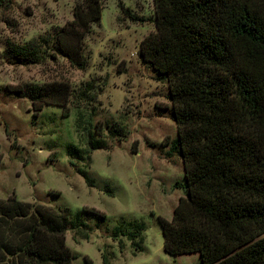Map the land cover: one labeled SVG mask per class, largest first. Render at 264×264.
I'll use <instances>...</instances> for the list:
<instances>
[{
  "label": "rangeland",
  "instance_id": "374dc122",
  "mask_svg": "<svg viewBox=\"0 0 264 264\" xmlns=\"http://www.w3.org/2000/svg\"><path fill=\"white\" fill-rule=\"evenodd\" d=\"M83 1L0 0V199L69 208L72 224L78 212L83 226L65 232L78 255L72 264H103L102 256L109 264H200L196 253L165 254L158 223L171 220L186 190L182 158L170 153L177 125L168 83L140 55L156 32L153 0H99L101 18L77 69L54 38ZM24 45L37 61L15 63L9 48ZM62 84L64 108L38 113L16 92L49 86L59 97ZM91 209L105 218L82 212Z\"/></svg>",
  "mask_w": 264,
  "mask_h": 264
},
{
  "label": "trees",
  "instance_id": "16d2710c",
  "mask_svg": "<svg viewBox=\"0 0 264 264\" xmlns=\"http://www.w3.org/2000/svg\"><path fill=\"white\" fill-rule=\"evenodd\" d=\"M153 3L156 32L143 39L140 55L168 83L177 125L170 153L182 158L186 190L171 220L158 218L163 251L196 253L200 264H264V0ZM100 18L99 0H84L54 38L77 69L86 65L83 41ZM9 49L21 65L39 58L34 46ZM58 89L59 97L49 86L16 92L38 113L46 105L64 108L68 87ZM70 216L69 208L0 199V264H72L78 255L65 232L83 224L78 212L77 224ZM102 263L109 264L105 256Z\"/></svg>",
  "mask_w": 264,
  "mask_h": 264
},
{
  "label": "crops",
  "instance_id": "0c3cea01",
  "mask_svg": "<svg viewBox=\"0 0 264 264\" xmlns=\"http://www.w3.org/2000/svg\"><path fill=\"white\" fill-rule=\"evenodd\" d=\"M161 234H162V232H161Z\"/></svg>",
  "mask_w": 264,
  "mask_h": 264
}]
</instances>
